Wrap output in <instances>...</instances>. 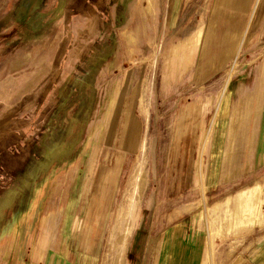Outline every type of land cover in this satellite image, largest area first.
<instances>
[{
  "label": "rangeland",
  "instance_id": "1",
  "mask_svg": "<svg viewBox=\"0 0 264 264\" xmlns=\"http://www.w3.org/2000/svg\"><path fill=\"white\" fill-rule=\"evenodd\" d=\"M71 1L0 0V91L5 93L0 94V130L30 126L33 131L58 108L49 123L54 128L58 114L62 123L78 107V118L90 113L92 126L100 127L105 110L115 114L117 92L123 91L125 75L132 71L136 95L122 107H131L134 123L127 134L114 133V139L125 137L126 145L110 149L115 152L111 159L119 153L121 161L105 207L95 264H154L160 228L150 232V226L165 224L166 212L177 206L186 211L179 220L193 227H183L181 236L186 237L177 245L172 264H249L264 236V147L256 144L251 130L258 118L253 100L249 108L254 94L264 95V86L253 78L254 69L264 63V26L257 28L258 17L247 32L241 27L224 39V28L213 24L220 11L216 0H103L106 16L99 9L103 3L94 1H87L80 13H68ZM81 30L87 37L76 54ZM63 31L70 38L60 57L56 45ZM131 44L134 57H128ZM40 74L51 78L49 84L41 82ZM13 87L21 96L10 113L5 104L15 103L9 97ZM71 94H76L74 99ZM228 103L231 109L225 113ZM216 113L224 117L223 124L217 123ZM233 116L245 125L240 134ZM71 122H64L68 130L61 129L68 137L77 128L72 124L78 123ZM88 132L77 137L85 139ZM139 164L144 174L140 193ZM207 177L213 178L209 182ZM77 184V189L83 187L82 181ZM78 193L63 198L57 208L65 209ZM40 204L28 233L42 221L45 227L55 208L49 195ZM8 213L0 235L11 231ZM185 250L192 259H182Z\"/></svg>",
  "mask_w": 264,
  "mask_h": 264
},
{
  "label": "crops",
  "instance_id": "2",
  "mask_svg": "<svg viewBox=\"0 0 264 264\" xmlns=\"http://www.w3.org/2000/svg\"><path fill=\"white\" fill-rule=\"evenodd\" d=\"M87 1L89 3L94 1L99 5L103 3L99 9L106 16L107 6L103 0H72L67 12H79L80 8L88 3ZM176 1L182 2V0ZM188 1L185 0V2ZM215 8L220 11L216 13L213 24L215 27L222 26L224 28L222 33L224 39H230L235 32L237 35L241 27H246L245 32H247L249 26H254L252 22L256 16L259 19L256 21L257 28L264 26V0H216ZM216 9H214L215 12ZM96 18L99 22L101 13H98ZM213 33L215 32H212V37ZM58 36H61L58 39L61 41L57 42L56 50L61 57L70 35L67 31H63ZM86 37L87 32L81 30L74 48L76 54L81 49V45H84ZM58 53L54 57L55 62L53 61L49 65L52 69L56 67ZM134 55V46L131 44L128 57H134ZM262 70L263 74L261 75ZM131 72H127L125 75L123 91L116 90L119 94L117 98L119 103H117L115 114L105 110L103 124L100 127L92 126L94 121L90 120V113H87L82 119L78 118V111H80L78 107L77 110L71 109L70 113L63 117L67 124L69 118L72 120L71 124L75 120L78 121V123L72 124L77 126L72 137H68L66 134L69 127L64 122H60L61 115L58 114L57 124L54 128H51V124L49 125L58 108L51 109L41 124L37 125L38 127L35 125L33 131L30 124L29 127L19 130H0V228H7L5 227L7 224L4 222L7 221L8 212L11 214V222L8 225H11V231L3 230V234L0 235V264H11V260L14 259L17 260V264L96 263L105 226L104 211L114 184L116 168L121 161L119 153L113 160L111 159L115 152L112 153L110 149L126 145L124 144L125 137L114 139V133L118 131L126 133L128 126L134 123L131 107H122L123 101L129 104L136 95L137 80ZM253 73V78L258 77V83L264 86V63L257 66ZM38 77L40 78L41 74ZM50 80L51 78H46V76L41 77V82L44 85L49 84ZM45 86L41 92L45 90ZM15 89L11 88L9 96L14 99L15 103L7 102L5 104V110L10 113L13 112L14 105L18 103L21 96V90L17 92ZM0 94L5 93L0 91ZM76 94H71L73 99ZM262 95L255 96L254 94L249 99V108L253 100V111L258 118L251 130L255 132L256 144L259 143L261 147H264V95ZM87 96L90 94L87 93ZM259 99L260 103L257 104ZM229 105L228 103L224 107L225 113L231 109ZM88 110L89 108L86 111ZM29 112L31 111L28 110ZM111 115H115V118L113 119ZM214 116H216L217 123L223 124L224 117L222 118L219 113ZM231 121L237 125L236 131L240 134L245 128L244 123L235 116ZM62 128L67 129H64V131L66 130L65 135L61 133ZM86 129L89 132L85 139L77 137L80 131L85 132ZM220 146H222L221 143ZM262 153L264 155V151ZM58 174H61L60 177ZM202 174L201 172L199 178L204 186ZM207 178L210 182L213 177ZM78 181H82L81 190L77 189ZM90 182H92V187L89 185ZM209 184H214V182ZM87 185H89L91 193L89 202L86 201L87 208L85 209L86 205L83 207L82 202L87 196ZM47 190L55 204L50 220L45 223V227L44 221H42L40 225L36 226L37 230L28 233L32 217L34 218V215L37 214V209H39V205H42L40 203L43 198L47 199ZM74 191H79L76 198L66 204L65 209L57 208V205H62L63 198L72 196ZM68 205H70V210ZM184 208V206H177L171 211H167L165 215L168 220L165 224L163 221L159 224L152 222L150 232L154 226L160 228L158 238L155 240V245L158 246L155 251L157 254L155 258H157L154 264H172L177 245L186 237L181 236L183 227L188 225L189 228L193 227V223L189 222L187 225L185 221L179 220L183 215L182 212H186ZM19 220L22 222H18ZM43 228L46 230L42 233ZM148 237H151L150 234ZM181 255L184 260L193 258L191 251H182ZM21 259L24 262H20ZM249 264H264V236L261 238L253 258H249Z\"/></svg>",
  "mask_w": 264,
  "mask_h": 264
},
{
  "label": "bare ground",
  "instance_id": "3",
  "mask_svg": "<svg viewBox=\"0 0 264 264\" xmlns=\"http://www.w3.org/2000/svg\"><path fill=\"white\" fill-rule=\"evenodd\" d=\"M139 180H138V190L137 192H142L143 188H144V174H143V171H140V164H139ZM123 261V257H121V261L120 263H122Z\"/></svg>",
  "mask_w": 264,
  "mask_h": 264
}]
</instances>
